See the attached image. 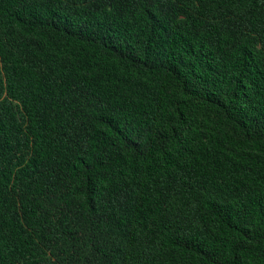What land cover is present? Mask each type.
Segmentation results:
<instances>
[{"label":"trees","instance_id":"trees-1","mask_svg":"<svg viewBox=\"0 0 264 264\" xmlns=\"http://www.w3.org/2000/svg\"><path fill=\"white\" fill-rule=\"evenodd\" d=\"M0 264H264V0H0Z\"/></svg>","mask_w":264,"mask_h":264}]
</instances>
